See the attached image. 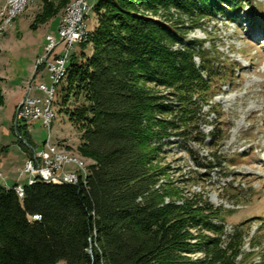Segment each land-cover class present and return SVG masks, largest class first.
Segmentation results:
<instances>
[{
	"label": "trees",
	"instance_id": "trees-1",
	"mask_svg": "<svg viewBox=\"0 0 264 264\" xmlns=\"http://www.w3.org/2000/svg\"><path fill=\"white\" fill-rule=\"evenodd\" d=\"M57 1L39 16L42 22L61 11L65 2ZM247 5L249 0L97 2L96 26L80 44L92 52L68 61L60 83L62 106L80 133L76 151L92 163L88 177L78 184H26L23 198L17 184H1L0 264H240L243 224L228 234L232 211L214 207L203 193L188 195L192 176L176 180L169 175L177 168L159 162L172 139L223 146L221 125L208 119L217 113L211 94L220 73L216 50L186 35L204 19L236 21ZM162 9L166 14L158 17ZM184 19L192 26L185 27ZM71 98L83 104L67 108ZM203 126L211 127L208 134ZM15 131L31 156L28 126ZM226 163L219 152L195 160L206 172L225 170Z\"/></svg>",
	"mask_w": 264,
	"mask_h": 264
},
{
	"label": "rangeland",
	"instance_id": "rangeland-1",
	"mask_svg": "<svg viewBox=\"0 0 264 264\" xmlns=\"http://www.w3.org/2000/svg\"><path fill=\"white\" fill-rule=\"evenodd\" d=\"M74 1L64 0L58 15L46 22H42L39 16L51 6L55 7L57 0H31L20 13L10 19L6 17L0 20V87L6 88L5 100L3 98L0 107V183L3 185L6 181L15 185L17 179L19 184H30L24 179L29 152L25 145L19 143L20 138L15 131L16 116H13L19 98L17 93L8 89L18 86L27 89L37 71L39 80L36 84L32 82V85L45 83L51 86L45 68L36 69L37 60L45 55L48 36H55L59 40L61 17ZM98 1L88 0L90 9L85 21L89 36L97 23L93 7ZM249 1L252 5L245 6L236 21L222 17L204 19L201 28H194L186 35L187 40L204 41L206 50L215 47L220 73L212 81L211 94L214 95L213 111L217 113L208 119L221 125L223 146L207 148L209 139L203 145L172 139L173 145L167 148L169 154L160 157L159 165L177 168L176 173L169 175L176 180H187L192 176L194 181L185 187L188 195L203 193L214 207L232 211L226 217L227 233H232L233 227L240 224H243L245 233L243 255L238 257V261L240 264H264V0ZM4 4L5 0H0V5ZM163 12V9L159 10L158 17L166 14ZM170 12L174 13L172 9ZM145 14L152 17L151 13ZM184 20L185 27L192 26ZM62 50L63 45H60L55 53ZM91 52L90 45L83 47L75 44L69 62L74 56L81 60L82 53L89 56ZM196 63L199 64V58H196ZM64 86L62 83L56 88L51 106L55 115L51 128L45 129L40 122L31 124L28 128L30 141L35 147L33 149L38 150L43 148L50 135L51 143L58 153L76 160L78 164L82 162L88 171V165L92 163L77 153L81 142L80 133L71 124L62 106L66 94ZM26 89L22 99L25 98ZM31 96L44 98L42 93ZM81 104L83 99L77 103L71 98L67 108L73 109ZM203 111L207 112L208 107ZM203 129L208 134L211 127L203 126ZM65 146L71 150L62 149ZM187 150L193 153L189 154ZM209 152H219L227 161L225 170L212 169L206 172L196 167V158L202 159ZM200 256L192 255V258Z\"/></svg>",
	"mask_w": 264,
	"mask_h": 264
},
{
	"label": "built area",
	"instance_id": "built-area-1",
	"mask_svg": "<svg viewBox=\"0 0 264 264\" xmlns=\"http://www.w3.org/2000/svg\"><path fill=\"white\" fill-rule=\"evenodd\" d=\"M12 12L18 10L21 0H11ZM88 0H81L76 7L61 17L59 23V40L55 36L47 40L45 55L37 60L36 69L44 67L49 75L51 86L44 83L36 85V89L44 94V98L30 97L32 82L39 76L38 71L32 82L26 89V96L23 101L17 106L15 126L26 124L30 127L31 124L40 122L46 127V120H50L51 113L48 110V101H50L53 92L60 85L59 74L63 65L70 59L71 50L75 44H79V35L86 30V19L88 17ZM12 16V15H11ZM63 45V50L55 53V50ZM20 139L21 137L18 136ZM32 155L26 160L25 178L26 183H36L40 180L51 179L55 184V180H66V184H78L80 181L85 182L89 172H85L83 165L72 160H68L62 156H56L54 152V144L51 143L50 135L41 149H32ZM69 168V169H68ZM10 189V186H9ZM19 198L24 197V184H17L14 187ZM34 219H39L34 216Z\"/></svg>",
	"mask_w": 264,
	"mask_h": 264
},
{
	"label": "bare ground",
	"instance_id": "bare-ground-1",
	"mask_svg": "<svg viewBox=\"0 0 264 264\" xmlns=\"http://www.w3.org/2000/svg\"><path fill=\"white\" fill-rule=\"evenodd\" d=\"M29 1H31V0H21V4H19V6H18V10L12 12V2H11V0H5V4H4L3 6H0V20H4L6 17H7L8 19H10L11 17H13V16H15L16 14L20 13V12L23 10L24 5H25L27 2H29ZM80 1H81V0H76V1H74L72 4H70V5L68 6V8L66 9V11L64 12L63 15H65V14H69L70 11H72V9L75 8L76 5H77V3L80 2ZM89 9H90V6H89V8H88V11H89ZM11 15H12V16H11ZM17 16H18V15H17ZM17 16H16L15 18H17ZM15 18H14V19H15ZM6 21H7V20H6ZM8 21H10V20H8ZM11 21H13V20H11ZM0 24H1V23H0ZM2 26H3V24H2ZM2 31H3V30H2ZM0 32H1V31H0ZM50 37H52V36H48V37H47V40H49ZM88 39H89V32H88L87 27H86V30L84 31V33H82L81 35H79V42H81V43H79V44L86 43V42L88 41ZM46 45H47V41H46ZM45 48H46V46H45ZM68 61H69V59H68L67 62L63 65V68L61 69V74H59V84H60L61 81L64 80V78L66 77V74H67V67H68V66H67ZM55 93H56V90L53 92V95H52L50 101H48V110H49V112L51 113V118H50V120H46V127H47V128H51V124H52V121H53L54 116H55V115L53 114V111H52V108H51V106H52V104H53L54 97H55ZM54 152H55L56 156H62V157H65V158L68 159V160H72V161H74V162L77 163L76 160H74V159H72V158H68L67 156H64L63 154L58 153V151L56 150L55 147H54ZM80 164L83 165L82 162H80ZM85 167H87V166H85ZM85 167H84L85 172H87V168H85ZM41 181L51 182L52 180H51V179H44V180H41ZM55 181H61V182L66 183V180H55ZM6 188H8V187H6Z\"/></svg>",
	"mask_w": 264,
	"mask_h": 264
},
{
	"label": "crops",
	"instance_id": "crops-1",
	"mask_svg": "<svg viewBox=\"0 0 264 264\" xmlns=\"http://www.w3.org/2000/svg\"><path fill=\"white\" fill-rule=\"evenodd\" d=\"M2 5V4H1ZM0 5V6H1ZM38 59V58H37ZM46 69H44V71H45ZM47 71V70H46ZM47 75H48V72H47ZM48 78H49V75H48ZM39 80V78H38V76L34 79V81H35V84L37 83V81ZM50 80V79H49ZM33 81V82H34ZM28 82V81H27ZM26 82V83H27ZM45 84V83H44ZM16 87V86H15ZM25 86H18L17 88H9L8 90L10 91V92H14L15 94L17 93V97L19 98L18 99V101H17V103H15V106H16V109H17V106L23 101V99H22V96L24 95V93H25ZM0 90H1V92H2V96H3V98H4V100H5V92H6V88L4 89V88H1L0 87ZM34 93H42V92H40L39 90H37L36 89V85H32V89H31V91H30V97H32L31 95L32 94H34ZM43 94V93H42ZM44 95V94H43ZM25 96H26V94H25ZM33 98H40L39 96H37V97H33ZM15 99H16V97H15ZM13 102V101H12ZM15 102V101H14ZM13 102V103H14ZM13 116H16V110L14 111V115ZM15 120H16V118H15ZM29 128V127H28ZM28 131H29V133H30V129H28ZM17 183L16 184H19L20 182L18 181V179H17V181H16ZM7 183V184H6ZM6 183H5V185L4 186H8V188H9V186H13V185H10V183H8L7 181H6ZM1 184V183H0ZM24 184V183H23ZM3 185V184H2ZM25 185V184H24Z\"/></svg>",
	"mask_w": 264,
	"mask_h": 264
}]
</instances>
